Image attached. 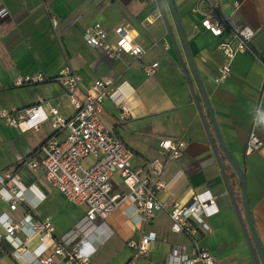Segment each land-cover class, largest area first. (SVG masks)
Masks as SVG:
<instances>
[{
  "label": "crops",
  "instance_id": "0c3cea01",
  "mask_svg": "<svg viewBox=\"0 0 264 264\" xmlns=\"http://www.w3.org/2000/svg\"><path fill=\"white\" fill-rule=\"evenodd\" d=\"M173 1L219 131L244 172L252 219L264 250V0H241L238 8L234 7L235 0H212L220 4L222 12L233 23L248 25L255 31L249 48L234 57L231 75L222 82L216 79L224 61L218 49L224 36L215 37L201 26L209 4L202 2L200 10H195L199 0ZM3 2L9 14L0 21V109L15 111L41 100L46 111L54 107L59 117L69 119L75 114V108L64 88L53 80L63 68L69 67L80 77V99L95 80H111L115 93L113 98H105L99 105V116L133 151L134 166L160 156L162 139H182L187 143L177 159L166 160L162 175L166 186L159 191L158 198L168 205L174 202L187 205L196 194L209 190L219 211L204 218L207 228L198 226L195 238L215 257L217 264H254L180 64L184 65L194 87L237 208L244 217L240 180L217 144L167 1ZM94 22L107 30L110 42L116 38L114 29L122 27L123 33L139 42L145 53L139 58L125 53L118 59H111L102 50L87 45L84 32ZM153 62L158 63L156 71L147 74L144 67ZM35 73H41L47 80L17 84L18 78ZM118 103L126 108V115ZM251 131L263 145L251 155H245ZM52 133L50 120L27 131L0 121V175L16 174L17 178L10 180L8 186L22 191L24 197L14 210L9 208L7 199L0 198V219L4 215L13 221H20L27 215L38 220L47 217L53 223L54 236L58 237L74 226L84 215L85 208L72 204L51 186L54 216L39 211L45 197L39 177L44 175L24 164L26 159L39 157L40 145ZM92 162L91 157L83 160L85 166ZM22 178L24 181L20 183ZM111 185L114 193L127 191L117 174L112 176ZM170 223L169 216L160 211L150 224L140 225L136 222L131 200L125 199L104 221H94V229L86 238L91 264H126L134 256L127 242L138 240L142 233L149 231L156 234V239L149 243L148 254L138 258V264H167L174 249L190 257V239L172 231ZM19 243L25 244L23 259L27 260L38 246V239H28L27 231L18 232L12 240L3 239L4 254L0 255V264H23L11 255Z\"/></svg>",
  "mask_w": 264,
  "mask_h": 264
},
{
  "label": "built area",
  "instance_id": "2783aa9c",
  "mask_svg": "<svg viewBox=\"0 0 264 264\" xmlns=\"http://www.w3.org/2000/svg\"><path fill=\"white\" fill-rule=\"evenodd\" d=\"M202 2L209 4V10L201 20L202 28L215 37L224 36L218 44L224 61L218 68L216 79L222 82L231 75L234 57L249 48L255 31L248 25L233 23L222 12L220 4L212 0H199L195 10H200ZM233 4L238 8L241 0H235ZM8 14L3 0H0V21ZM52 21L56 25V21ZM114 32L116 38L110 42L107 30L99 22H94L85 29V43L102 50L111 59H118L125 53L139 58L145 53L139 42L123 33L122 27H116ZM157 65V62L146 65L144 71L152 75ZM46 80L41 73H35L18 78L17 84H37ZM53 80L64 88L73 104L75 114L72 117H59L54 107L46 111L39 100L38 104L15 111L0 109V121L21 131L37 129L41 123L51 121L53 133L40 145L39 157L28 159L24 164L34 172L41 171L52 187L57 188L72 204L83 206L85 212L69 231L58 237L54 236L53 223L47 217L38 220L27 215L20 221H13L5 215L1 216L0 255L4 254L1 245L3 239L12 240L18 232L27 231L28 239H38V246L24 260L25 244H17L11 252L16 261L23 264H91L90 254L86 251V238L94 229V221H104L125 199H130L137 223L148 225L157 212L163 211L170 218L171 230L183 233L190 239L191 256L181 255L174 249L167 264H217L215 257L195 238L198 226L207 228L204 218L219 211L211 192L204 190L196 194L187 205L178 202L168 205L158 198L159 191L166 186L162 178L165 162L177 159L184 152L186 141L162 139L159 143L160 156L144 165L134 166L133 151L104 125L99 116V105L105 98L114 96L112 81L95 80L80 99V77L69 67L63 68ZM118 105L126 115V108L121 103ZM262 145V140L251 131L244 154L251 155ZM86 157L93 158L89 166L83 164ZM114 174L120 177L126 192H113L111 178ZM14 178L17 175L9 172L0 175V198L9 201L11 210L24 200L22 191L8 186V182ZM155 239L156 234L149 231L142 233L138 240H129L127 245L134 256L126 264H138V258L148 254V245Z\"/></svg>",
  "mask_w": 264,
  "mask_h": 264
},
{
  "label": "water",
  "instance_id": "95a60500",
  "mask_svg": "<svg viewBox=\"0 0 264 264\" xmlns=\"http://www.w3.org/2000/svg\"><path fill=\"white\" fill-rule=\"evenodd\" d=\"M166 1H167V4H168L170 13H171V15H172V17L174 19V22H175V25H176V29H177V33L179 35L180 42H181L182 47H183V49L185 51V55H186V58H187V61H188L189 68H190L191 73H192V75H193V77L195 79V82H196V85H197V87L199 89L201 98H202V100L204 102V106L206 108V112H207V114L209 116V119H210V122L212 124V128H213V131H214L216 139H217V144H218V146L220 147L221 151L223 152V154L225 155V157L227 158L229 163L232 165V167L234 168V170L236 171V173H237V175L239 177L240 185H241V193H242V198H243V204H244V217H242V215L240 214V212H239V210L237 208V205H236V202H235V199H234V195L232 193L230 184H229L228 179H227V177L225 175V171H224L221 159L219 157V153H218V151L216 149V145H215V143H214V141L212 139L208 124L206 122V119L204 117L203 111H202V109L200 107L199 101H198L196 93L194 91V87L191 84V81L189 79V76H188L187 71H186V69H185L183 64H180L181 65V71L184 73L185 78L187 80V83H188V86H189V89H190L194 104H195V106L197 108V111H198V114H199V116L201 118L204 130H205L206 135H207V137L209 139V143H210L212 152L214 154V157H215V159L217 161L218 167H219L220 172L222 174V178L224 180L228 195H229V197H230V199L232 201L233 207H234L236 215L238 217V220H239L240 226L242 228V231H243V234H244V238H245L246 243L248 245L252 260H253L254 264H264V250H263V247L261 245L260 239L258 237V234H257L255 226H254V222H253V219H252V215H251V211H250V207H249V203H248L244 172L239 167V165L235 161L234 157L232 156V154L228 150V148H227V146H226V144H225V142L223 140V137H222V135H221V133L219 131V128H218V125H217V122H216V119H215V116H214V112H213V110H212V108L210 106V102H209L207 94H206V92L204 90V87H203L202 81L200 79L199 73H198V71L196 69V66L194 64L193 58H192L191 53L189 51V48H188V45H187V41H186V37H185L184 31H183V28L181 26L180 18H179V15L177 13L174 1L173 0H166ZM159 6L161 7L160 3H159ZM162 15H164V14H162ZM164 19L166 20L165 16H164ZM169 34H171V31H170ZM171 40H172V43L174 45V48L177 49L176 42H175L174 38L171 37Z\"/></svg>",
  "mask_w": 264,
  "mask_h": 264
},
{
  "label": "rangeland",
  "instance_id": "374dc122",
  "mask_svg": "<svg viewBox=\"0 0 264 264\" xmlns=\"http://www.w3.org/2000/svg\"><path fill=\"white\" fill-rule=\"evenodd\" d=\"M32 173V172H31ZM34 174V173H33ZM40 180L42 181L41 190L45 193V197L42 199V203L38 208L41 212H48V215L54 216V190L51 185L46 181L45 177L40 176ZM24 178L20 183H23ZM47 197V198H46Z\"/></svg>",
  "mask_w": 264,
  "mask_h": 264
},
{
  "label": "trees",
  "instance_id": "16d2710c",
  "mask_svg": "<svg viewBox=\"0 0 264 264\" xmlns=\"http://www.w3.org/2000/svg\"><path fill=\"white\" fill-rule=\"evenodd\" d=\"M27 160V159H26Z\"/></svg>",
  "mask_w": 264,
  "mask_h": 264
}]
</instances>
